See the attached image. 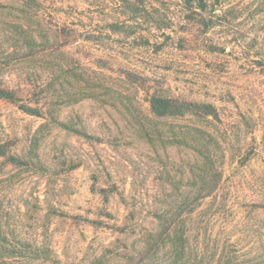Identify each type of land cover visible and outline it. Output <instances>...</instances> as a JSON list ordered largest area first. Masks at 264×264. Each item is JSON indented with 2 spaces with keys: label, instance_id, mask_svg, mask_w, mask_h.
<instances>
[{
  "label": "rangeland",
  "instance_id": "obj_1",
  "mask_svg": "<svg viewBox=\"0 0 264 264\" xmlns=\"http://www.w3.org/2000/svg\"><path fill=\"white\" fill-rule=\"evenodd\" d=\"M216 5L0 0V264H264V0Z\"/></svg>",
  "mask_w": 264,
  "mask_h": 264
},
{
  "label": "trees",
  "instance_id": "obj_2",
  "mask_svg": "<svg viewBox=\"0 0 264 264\" xmlns=\"http://www.w3.org/2000/svg\"><path fill=\"white\" fill-rule=\"evenodd\" d=\"M187 7H194L197 4L198 8L204 12H207L209 9H212L213 12L217 10L221 11V16L223 18H230L231 11L227 10L224 5H216L220 3V0H213L209 2V0H183ZM218 6L220 9H216ZM235 18V17H234ZM211 28V24L207 23V29ZM0 94L4 98H11L10 94L5 91H0ZM151 107L153 112L158 116H177L184 115L186 113L191 114H200L209 116L213 113L210 106L201 104V103H190L185 101H178L175 99L163 98V97H152ZM34 111V110H33ZM31 110V112H33ZM5 155V151L2 147H0V156ZM11 160L16 161V159L11 158Z\"/></svg>",
  "mask_w": 264,
  "mask_h": 264
}]
</instances>
